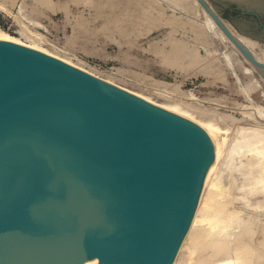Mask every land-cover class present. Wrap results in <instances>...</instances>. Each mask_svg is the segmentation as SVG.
<instances>
[{
    "label": "water",
    "instance_id": "95a60500",
    "mask_svg": "<svg viewBox=\"0 0 264 264\" xmlns=\"http://www.w3.org/2000/svg\"><path fill=\"white\" fill-rule=\"evenodd\" d=\"M216 0H195L241 55ZM224 20V21H222ZM197 124L0 34V264H171L214 160Z\"/></svg>",
    "mask_w": 264,
    "mask_h": 264
},
{
    "label": "rangeland",
    "instance_id": "374dc122",
    "mask_svg": "<svg viewBox=\"0 0 264 264\" xmlns=\"http://www.w3.org/2000/svg\"><path fill=\"white\" fill-rule=\"evenodd\" d=\"M48 1H45V2L47 3ZM65 1H66V3H65ZM67 1L69 2L68 6H67ZM78 1L79 0H72V1H70V0H50L49 3L51 2V4L55 5V7L53 8L54 5H52V6L50 5V7H48L49 3L46 4L44 2L46 4V6H45V4H43V2H40V1L38 2V0H37V2H36V0H0V2H1L0 3V33L2 32L1 34L10 38L11 40H14L15 42L19 43L22 46H25L28 48L33 47L31 49L39 50V51H41V52H43L49 56H52V57L64 62L65 64H68L71 67H74V68H76V69H78L84 73H87V74H89V75H91L97 79H100L106 83L114 85V86H116V87L138 97V98H142V99L157 103V104H159L165 108H168L170 110H171V108L169 107V104L174 103L177 106L179 105L178 107H180L182 111H180V109H178L176 111H174V110H172V111L184 116L189 121L197 124L203 130H205V132L208 135H209V132L207 130V125H209V124L210 125L212 124L211 126L214 125L215 129L217 130L216 132L218 133L217 134L218 135L217 140H219V141H217V143L220 142L218 145V147H219L218 152L221 153L220 154L221 157H219V159H220V162H219L218 157L216 159V156H215L216 152H215L213 164L215 163L214 162L215 160L216 161L218 160L217 161L218 163L215 165L216 168H214L215 169V170H213L214 172H212L213 175L211 174L212 176L210 175V177H209L211 180L208 178L210 181L207 180L205 186L209 183H210V185H211V183H214L215 185L214 184H212V185L215 187L217 186L216 188H218L219 190L221 189V190H220V192L217 189H215V191H213L214 189H212V188H214V187H212V185L210 188H209L210 185L209 186L207 185L206 187H204V183H203L202 187H204V188H202V191L203 192L205 190L206 191L204 194L201 195L202 198H201V196H199L200 199H198V203H197L198 207L201 210V211H199L201 214L199 212L198 213L201 216L199 214H197V220L198 221L195 220L196 221L195 223L199 227L194 223V225H196V228H195V226H193L194 230H192V232L195 233L198 231H205V230H208L210 228V226L207 224V222L205 220H203L202 214L204 213V211L202 210V208H203L202 205L204 206L205 205L204 203L208 204L210 202L212 204V200H210V197H212V195H213V198H214L213 204H214V201L218 198H219L218 201L222 202L221 203L222 205L219 206V205H217L219 202L217 203L216 202L217 200H216L215 202L217 204L215 203L213 206L223 207L222 209H225L223 211V213L226 214V216L228 215V218L229 217L230 218L225 222V224L222 228L219 227L217 229L215 228L216 230L214 229L215 231H218V234L215 236L216 238L218 236V238H217L218 241H220L222 239V241L224 243H226V244L221 243V244H223L222 245V252L216 254L215 251H211V250L206 251L205 256L207 258L209 256L210 257L207 260L208 262L205 264H212V263L213 264H217V263L220 264L221 261L223 263L224 260H226V262H227L229 260V258H231L230 263H235V261L237 262L238 255L243 254L244 251L247 252L251 258L250 261L245 262L244 264H264V253H263L264 252V236H263L264 235V189L259 187V185L256 183L257 181L255 182V180H256L255 179V171L260 166L259 165L260 164L259 159L257 160V158H259V157H257L256 154H254V153L253 154L247 153L249 150L248 151H247V149L244 150L241 145H239L238 147L234 146V143L236 144L235 140H237L240 137V133L237 136L238 132H241L242 130H250V129H263L264 130V126L263 127L260 126L262 124L264 125V114L261 113L262 111L264 113V83H263L262 79L260 78L259 74L241 56H239L236 52H234L233 49H231V47H229V45L226 42L219 41L220 42L219 43V42H217V41L215 42L214 40L209 38L210 36H212V34L210 32H208V29L207 30L205 29V32L209 36L208 40H205L206 38H202V37H199L198 35H195L197 33H195L196 29L194 30V28H195L194 27V21L195 22L197 21L199 24H201V26H203L205 28L206 27V23H205L206 20H205V16L201 12L200 5L199 4L197 5V3L194 0H181V2H179V0L178 1L177 0H175V1L174 0H169V1L168 0H156V1L154 0L155 3H153L151 0V3L155 4L154 6L152 5V7H151L150 1L147 2L148 0L147 1L141 0L143 2H141V1L139 2L138 0H137V2H135V0H133L134 1L133 4L135 3L134 5H136V6H134L132 4V2H131L132 0L131 1L126 0L127 3L125 2L124 4H123V2L125 0H120L121 1L120 3H118L119 2L118 0H117V2H115L116 0L115 1L110 0L112 2L107 1V2H110L107 4H103V3H106L105 0H104L105 2L102 0L103 2H100L101 4L99 3V0H92L93 2L97 1V3L95 5H100L99 8L97 6H95L94 5L95 2L93 3L91 0H90L91 1L90 4H89V2H90L89 0H86V1H88V4H86L85 0H80L81 3H80V1L79 2ZM113 1L115 3H117L118 5L119 4L121 5V3H122L123 7H125V6L127 7V4H130V6H133V7H130L129 5H128V7L132 8V9L125 7L129 11L130 10L132 11L135 7H137V5H139V7L141 5V9L139 7H137L138 9L135 8V10H138L139 13L138 12L135 14L133 13L134 15H132V14H130V13H132L131 11H130V13H128L125 8H123L122 6H119L120 9L121 8L125 9V13H126L125 15L127 17H130V18H127V20H126L124 18L125 15H123L124 10L120 11V9L118 8V10L120 11V13H119L116 9L118 6L116 7V4ZM157 1H159V2H157ZM186 1H187L186 4H188V5L184 4ZM58 2L60 3V7H62V8L59 7V11L57 10L58 9L57 5L59 6ZM63 2L68 7L67 8L65 6V10L67 9L68 12L65 11L63 8V4H64ZM70 2H73V3L71 4ZM76 2H77V4H76ZM83 2H85V3L83 4ZM138 2H139V4H138ZM145 2H147L148 5ZM160 2H162V3H160ZM220 2L221 1L218 0V3L216 4L215 7L218 9V11L220 13H222V12H224V9H223V5L220 4ZM39 3L41 5H44V6L42 7ZM112 3H114V4L112 5ZM180 3H182V6L185 8V10H189V11L186 12L185 10H183L182 6H180L181 5ZM178 4L180 6L179 8H177ZM32 5L34 7L32 9L36 8L35 12L37 11V8H39L38 11L40 14H38V11L36 12L37 13L36 14L35 12H33L31 10ZM101 5L102 6L103 5H106V6L109 5L108 7H110L112 5L115 7L106 8L108 10L107 11V10H105V6L101 7ZM158 5H161L160 7H162V12H164V15H162V17L164 18V16H166V18L163 19L161 17V14H163L162 12L160 13L161 8H160V10H159V8H157V9L155 8ZM174 5H176V6H174ZM93 6H95L98 10H100L99 14L95 13V10H96V12L98 10L95 8L93 9ZM143 6L145 7L146 11H148L147 6L149 9H151L149 11L151 16H152V13H153V15L155 14V16L158 13V15L156 17L160 16L158 18H160L161 20L159 19V21H158V18H157L156 19L157 22L154 21L155 22L154 23L152 20V18H153V16H152V18H149L151 21H149V19L146 18L147 16L144 17V14H143L144 11L143 10H145V9H142ZM186 6H188V7H186ZM47 7L48 8L52 7L51 9L52 10L54 9V11H53L54 13H52V10H48ZM100 8H102V9H100ZM153 8L156 12H154ZM60 9H62V13H61ZM103 9L105 11L104 16H106L107 15L106 13L109 12L108 14H110V17L109 16L108 17H109L110 23L112 21H114L115 23H116V21H118L119 25H117L118 24V22H117L116 26L119 29L124 28L123 31H122V29H121V31L119 29L117 30L116 26L114 25L115 24L114 22H112L111 26H110L109 22L107 21V19H108L107 16H106V18L105 17L102 18L103 17ZM109 9H112L111 10L112 12L109 11ZM113 9H116V10H113ZM139 9L141 10V12ZM63 10L65 11V14H64ZM55 11H56V13H55ZM114 11H115V13H113ZM110 12L113 13V16H115V17H113ZM172 12L174 14H172ZM41 13H43V14H41ZM100 13H101V15H100ZM127 13H128V15L129 14L130 15L128 16ZM140 13H142L143 15ZM159 13H160V15H159ZM180 13H182L183 15ZM66 14L69 17L66 16ZM93 14H97V16L100 15L102 17L98 16L101 19L98 18V19H96V21L93 19L94 21H92V18H94V17L97 18L96 15L92 16ZM120 14L124 19H122L120 17ZM171 14L174 17H172ZM187 14H188V16H187ZM136 15H137V17H136ZM180 15H181V17H180ZM81 16H83L82 17L83 20L80 19ZM111 16L113 17V19H115L116 16L120 17V21H122L123 24L119 20H117L119 18H117L116 20H113V19L111 20L110 19ZM131 16L132 17L134 16V17L131 18ZM168 16H170V18ZM176 16H179V18H181V19H179ZM222 16L224 19H226L228 21L230 20L227 17L228 14L225 13ZM84 18L87 20V22ZM134 18H136V19H134ZM167 18H169V19L166 20ZM177 18L181 21L179 22V20H177ZM104 19L106 20L105 21L106 23L104 22ZM129 19H131L132 23L135 20L133 25L135 26L138 23V25H137L138 27L133 29L134 26L132 25V23L130 22ZM137 19L141 20L142 22L140 23V21ZM144 19L151 22L150 25H152V26L158 25L162 20H163L162 21L163 24H162V22L160 24L163 26L164 21L166 20L165 21L166 25H164L165 27L164 26L161 27V25H158L155 27L156 29L152 27L153 30L151 29L150 31H148L149 33H147L146 29H150V28H148L150 25L148 26L146 23H143ZM76 20H79V21L76 22ZM81 20L83 22L85 21L84 23H86V24H84ZM98 20L102 24L99 23ZM124 20H126L125 21L126 23L128 21L130 23L128 22L125 26ZM172 20H174L175 22L177 21V22L172 23L171 24L172 27L168 26V24L170 22H172ZM73 21L76 24H74ZM91 21H92V23H90ZM233 21L241 29H245L247 27L244 20H240V19L237 20L234 18ZM79 22H82L83 24H81ZM93 22L95 23V25ZM184 22L186 24H184ZM36 23L39 24L40 27ZM156 23H158V24H156ZM177 23H179V24L177 25ZM180 23H181L182 28H180V26H179ZM77 24H80L79 26H83L85 28L83 30V27H81V33L83 32V34H84V31L86 30V31L90 32L92 35L91 36L90 34H88V36H87L86 34L88 32L85 31L86 34H84V36L86 35L87 38L91 36V38H93V39L91 40V38H88L87 41H85L86 38L83 36L84 42H85V44H84L80 40L81 36H79V35H81V33L79 31H77L78 29L80 30V28H78ZM88 24H90V25H88ZM99 24H101V26L104 24L103 25L104 30L107 26H109V28L107 27V29H109V30L106 29L105 31H103L102 29L99 28V27H101ZM175 24L177 26H175ZM75 25L77 26L78 29H74V28H76ZM105 25H107V26H105ZM120 25H122V26H120ZM129 25H130V27H129ZM142 25L146 26V28L144 27L145 30L142 28L143 27ZM89 26L91 27V29H90L91 31L88 30L90 28ZM103 26H102V28H103ZM112 26H114L113 29H115V30H113L111 28ZM123 26H125V27H123ZM127 26H128L127 30H129V31L132 28L131 26H133L132 29H133V32H135L134 33L135 35L132 34L133 33L132 31H130L131 33L128 34L129 31L125 30ZM94 27H95L94 31H96L97 33L93 32L92 28H94ZM173 27L174 28L176 27V28L174 29ZM171 28L174 29L175 31L172 30ZM71 29H72V31H71ZM96 29H98V31L102 30L105 33L103 34L102 31H99V33H98V31ZM139 29H141V30L143 29L142 31L144 34L142 33V31H139ZM231 29H233V28H231ZM135 30H138L137 32H139V35ZM74 31H76V33L78 32L77 37L78 38L80 37L79 41L81 42V44L79 43L78 40H76L78 38L74 39L76 37V34L72 33ZM111 31H113V33ZM114 31L115 32L120 31L121 33L118 32V34L119 33L122 34V35H120L122 38L123 37L125 38L128 34V36H131V37H129L131 41L127 40L128 36L126 37V39L120 38V36L119 35L117 36L116 35L117 33H115ZM108 32L112 33L111 34L112 36L114 34L115 37L113 38L112 36L107 34ZM123 32H124V34H123ZM168 32L169 33L171 32L172 35L173 34L174 35L173 36L171 35L172 37L170 38ZM95 34H97L99 38H96L97 35H95ZM25 35H26V37H25ZM93 35L96 37L94 38ZM100 35L101 36L109 35L110 37H112L116 41V43L114 41L112 43L113 39L111 38L112 40H110L109 36H106V38L105 37L103 38ZM123 35H126V36H123ZM73 36H74V38H73ZM196 36H198V37H196ZM83 37L81 39H83ZM137 37H139V38L137 40H135ZM107 38H108V40H107ZM118 38L120 40L122 39L121 42L119 41ZM133 38H134V41H137V42L132 41ZM105 39H106V42H105ZM172 39H173L174 43H177V45H178L177 47H179V48L180 47L183 48L185 45H190L187 47L185 46L187 52H188L189 48L192 50L193 48H191V47H195V46L197 47L198 46V48L195 47L196 48L195 51H197L198 53H196L194 51V53L196 55H198L197 58H196V55L193 56L194 55L193 50L195 48L192 51L189 49L190 51L188 54L185 50L184 51L186 54H184V52H182L183 49L182 50L180 49V54L182 55V56L180 55V57L189 58L191 56V53H192V57L195 58V60L198 59V61L202 65V66H200V64L197 62L196 66H198V67L200 66L201 68L197 69L198 67H195V65H191L193 67L187 66V68H189V71H187V68H185L186 71L184 70V68L182 69V71H184V72L180 71L182 68V63H183V65H185V62H186V64H188V61L192 57L187 59V60L185 58L186 61L185 60L180 61V63H179L181 65L180 69H179V67H177L179 64L174 65V69L171 68L172 66L163 65L162 63H164L163 60L165 59V56L166 57L169 56L172 53V51H174L176 49L179 50L175 46H174L175 49H173L174 43H172V41H171ZM199 39H202V40L200 41ZM89 40H90V42H92L91 44H93V46H91V44H89ZM117 40L119 43L118 45H117ZM165 40H166L165 43L168 46L165 45L164 47L166 49H163V45L165 44V43L163 44V42ZM75 41H78V43L80 45ZM98 41H99V43L97 44L96 42H98ZM128 41L132 42V44L129 43ZM157 41H159V44L157 43ZM167 41H169V42H167ZM177 41L179 42V44H181L182 42H183L182 44H184V41H185V43H188V44H184L183 46H181L178 44ZM73 42L77 43L78 46H75V43H73ZM86 42L88 43L87 46H86ZM93 42L96 44L94 45ZM102 42H105V43H102ZM124 43L126 46L124 45ZM169 43H172L173 45L172 44L169 45ZM36 44H37V46H36ZM100 44H102V45H100ZM103 44H106V45H103ZM135 44H136V48L134 46ZM119 45H123L122 48H121V46L117 47ZM171 45H172V47H170ZM83 46L86 47L84 49L85 51L83 50V48H84ZM48 47L52 48V49L50 50ZM88 47L89 48L91 47V48L89 49ZM139 47H140V49H139ZM95 48H97V49H95ZM119 48H121V51ZM169 48H172V49L169 50ZM81 49H82V51H81ZM87 49H88L87 53L84 54L83 52H86ZM91 49L97 50V53L99 55H97V53H94V52H96L95 50L92 52ZM151 49L153 52H151ZM153 49L154 50L160 49L161 52H160V50L158 52L160 54L162 53V56L164 55V53L167 52V51H164V53H163V50L168 49L169 52L170 51L171 52L166 53V55H164L163 59H162V58H160L162 56L159 53L156 54L157 51L156 50L154 51ZM52 50H54L55 52L54 51L52 52ZM122 50L124 51L125 54L122 53L123 52ZM126 50H127V52H125ZM62 51H64V52H62ZM89 51L92 52L93 54H96L97 56L95 57ZM88 53L91 54V56L87 55ZM121 53H122V55H121ZM182 53L184 54V56ZM103 54H104V57H102ZM189 54H190V56H187ZM61 55H63L66 58H64ZM157 55L159 58L158 57L156 58ZM123 56H126L129 59L127 58L128 60H125L123 58H126V57H123ZM199 56H201L202 58ZM203 56L206 60L205 59L203 60ZM68 58H70V59H68ZM155 58H156V60H155ZM201 60L205 64L204 65L205 67L203 66V63H201ZM159 61L160 62L162 61V63H158ZM207 63L211 67H209ZM160 64H162L163 66ZM212 64H213V66H212ZM193 68H195V69L193 70ZM206 68H207V70L209 68V71L212 70L211 68H214L216 70V72H213V70H212V73H208ZM190 69H192V70H190ZM203 69H205L206 71ZM201 70H202V72H201ZM219 70H221V74L222 73L223 74L216 76V77H218V78H216L217 79L216 82H215V80H213V82H212L213 77L211 76V74L213 75L215 73L217 75L220 73ZM192 71H193V73H190ZM203 71L206 73L204 74ZM187 72H189V74ZM200 73H201V75H200ZM192 74L194 76H192ZM207 74L208 75L210 74V76H207ZM218 79H219V81H218ZM221 80H223V81H221ZM248 107L249 108L251 107V108L249 109ZM185 109L188 111H186ZM260 109L261 110L263 109V110L261 111ZM191 113H192V115H191ZM258 114H259V117H257ZM214 126H213V129H214ZM209 136H211V135H209ZM214 142H215V149H216V141H214ZM220 149H221V151H220ZM249 152H252V151H249ZM220 155H217V156H220ZM253 155H255L257 158L253 159V157H254ZM256 160H257V162H256L257 164L255 163V165H252V164H254V161H256ZM212 167H213V165L211 166V168ZM208 171H207V173H208ZM221 172H223V174H221ZM219 174H221V175H219ZM218 175H219V177H218ZM228 175L231 176L232 178L231 177L228 178L229 177ZM216 179H218V180H216ZM253 183H254V185H253ZM211 189H212V191H211ZM249 189H250L251 193H250V191H247ZM203 192H200V194ZM213 192H215V193L212 194ZM217 192H219V193H217ZM220 193H221V196L223 195L222 197H218V196H220ZM203 195H204V197L207 196L209 200L207 198L204 199ZM199 201H201V204ZM203 201H205V202H203ZM223 205H225L226 207ZM230 214H231V216H230ZM246 220H248V221H246ZM201 221L202 222L204 221V222L201 223ZM250 224H251V226H250ZM241 225L246 228V229L244 228L245 230L243 232H242L243 227H241ZM247 226H249V227H247ZM227 228H229V229H227ZM238 228H239V230H238ZM235 229L237 231H235ZM220 230H221V232H220ZM225 231L227 232V234ZM238 231H239V233H238ZM229 232H231V233L229 234ZM232 232H234L235 235ZM222 233H224V234L221 235ZM228 234H229L230 238H228ZM190 235L187 236V234H186L185 235L186 237L184 236V238L182 239V243H181L182 246L180 244V247H179L181 249H178L176 252L175 259L177 261H179V262H177V264H179V263L180 264H193L194 263L193 259L196 257L197 251L195 252V254L192 255V258L189 259V261L191 260L189 263H187V262L185 263V261H184L186 258L185 256L187 255V252L189 251V248L191 247L192 237ZM219 235L221 238L219 237ZM230 235L233 236V238ZM184 239H186V240H184ZM222 241H220V242H222ZM228 241H230V245L228 244L229 243ZM231 242L234 244L232 245ZM188 246H189V248H188ZM228 246H230L231 248L233 246L234 250H235V247H236V249L238 248L239 250L238 249L235 250L236 253L239 252L238 255H236L235 251L232 249V252L234 253L233 254L231 252V249L228 248ZM254 246H257V247H254ZM227 249L229 250V252ZM225 250H227V251H225ZM177 255H179V256H177ZM219 255L222 257H220ZM181 256H183V257H181ZM236 257H237V259H236ZM218 261H220V262H218ZM227 263H229V261Z\"/></svg>",
    "mask_w": 264,
    "mask_h": 264
},
{
    "label": "bare ground",
    "instance_id": "6f19581e",
    "mask_svg": "<svg viewBox=\"0 0 264 264\" xmlns=\"http://www.w3.org/2000/svg\"><path fill=\"white\" fill-rule=\"evenodd\" d=\"M39 1H40V2H43L44 0H42V1H41V0H38V2H39ZM45 1H48V0H45ZM45 1H44V2H45ZM49 1H50V0H49ZM49 1H48L47 3H49ZM70 1H72V0H70ZM79 1H80V0H79ZM79 1H78V2H79ZM85 1H86V0H85ZM89 1H90V0H89ZM91 1H92V0H91ZM91 1L89 2V4L91 3ZM103 1H104V0H103ZM103 1H102V0H99V3H100V2H103ZM105 1H106V3H103V4H107V3L112 2V1H110V0H105ZM105 1H104V2H105ZM107 1H110V2H107ZM114 1H115V0H114ZM114 1H113V2H114ZM118 1H119L118 3L121 2L120 0H118ZM129 1H131V0H129ZM138 1L140 2L141 0H138ZM143 1H147V0H143ZM143 1H141V2H143ZM149 1H150V3H151V0H148L147 2H149ZM155 1H156V0H155ZM168 1H169V0H168ZM168 1H167V2H168ZM174 1H175V0H174ZM177 1H178V0H177ZM194 1H195V0H194ZM244 1H245V0H244ZM36 2H37V0H36ZM44 2H43V4L46 3V2H45V3H44ZM55 2H56V1H55ZM92 2H93V1H92ZM94 2H95V3H94ZM94 2H93V3H94V5H95V4L97 3V1H94ZM115 2H117V0H116ZM115 2H114V3H115ZM122 2H123V1H122ZM125 2H126V0L123 2V4H124ZM131 2H132V4H133L134 1L132 0ZM135 2H137V0H135ZM139 2H138V4H139ZM147 2H145V3H147ZM152 2L155 3L154 0H152ZM157 2H159V1H157ZM179 2H181V0H179ZM182 2H183V1H182ZM0 3H1V2H0ZM47 3H46V4H47ZM58 3H59V2H58ZM63 3H64V2H63ZM63 3H62V4H63ZM65 3H66V1H65ZM65 3L63 4V8H64V10H65V6H66ZM68 3H69V2L67 1V6H68ZM70 3L72 4L73 2H70ZM80 3H81V1H80ZM84 3H85V2H83V4H84ZM99 3H98V4H99ZM114 3H112V5H113ZM126 3H127V2H126ZM128 3H129V2H128ZM150 3H149V4H150ZM153 3H151V7H152V5H153V6L155 5V4H153ZM160 3H162V2H160ZM160 3H159V4H160ZM169 3H170V2H169ZM177 3H178V2H177ZM186 3H187V1H186L184 4H185V5H188V4H186ZM2 4H3V3H2ZM32 4H33V3H32ZM39 4H40V3H39ZM46 4H45V6H46ZM76 4H77V2H76ZM86 4H88V1H86ZM100 4H101V3H100ZM115 4H116V7L118 6L116 9H117V11H118L119 13H120V11H123V10H124V11H123V13H124L123 15L126 14V13H125V9H126V8H129L128 5L130 6V4H127V7H126V6H125L126 4H125V5H124V6L126 7V8H125V7L122 6V5H123L122 3H121V5H120V4L118 5L117 3H115ZM132 4H131V5H132ZM134 4H135V3H134ZM134 4H133V5H134ZM136 4H137V3H136ZM143 4H144V3H143ZM180 4H181L180 6H182V3H180ZM184 4H183V5H184ZM3 5H4V4H3ZM40 5H41V4H40ZM50 5L52 6V5H54V4H51V2H50L48 7H50ZM112 5H111L110 7H108L109 5H108V6L103 5V6H105V10H107L106 8H113V7H115V6H112ZM147 5H148V3H147ZM169 5H170V4H169ZM172 5H173V4H172ZM176 5H177V4H176ZM176 5H174V6H176ZM185 5H184V6H185ZM189 5H190V4H189ZM197 5H198V4H197ZM34 6H35V5H34ZM41 6L43 7L44 5H41ZM67 6H66V7H67ZM88 6H89V5H88ZM95 6H97L98 8L100 7V5H95ZM95 6H93V9H94V8L97 9ZM103 6L101 5V7H103ZM119 6H122V7L125 8V9H122V8H121V9H122V10H121ZM134 6H136V5H134ZM144 6H145V5H144ZM144 6L142 7V9H145ZM160 6H161V5H158V6H156L155 8H156V9L159 8V10H160V8H161V10H160V13H161V12H162V7H160ZM180 6H179V4H178V7H177V8H179ZM3 7H4V6H3ZM35 7H36V6H35ZM38 7H39V6H38ZM42 7H41V8H42ZM48 7H47V8H48ZM54 7H55V5L53 6V8H54ZM57 7H58L57 10L59 11L60 3H59V6L57 5ZM130 7H133V6H130ZM137 7H139V5H137ZM137 7H135V8H137ZM151 7H150V8H151ZM167 7H168V6H167ZM186 7H188V6H186ZM32 8H34L33 5H32V7H31V10H32L33 12H35V9H36V8H35V9H32ZM44 8H45V7H44ZM51 8H52V7H51ZM51 8H48V10H52ZM60 8H62V7H60ZM67 8H68V7H67ZM118 8L120 9V11L118 10ZM135 8H134L132 11L130 10L132 13H130V11H129L128 9H126V10H127L128 13L134 15V14L137 13V12L139 13V11H138V10H135ZM139 8L141 9V5H140ZM4 9H5V8H4ZM100 9H102V8H100ZM116 9H113V10H116ZM129 9H132V8H129ZM137 9H138V8H137ZM140 9H139V10H140ZM167 9H168V8H167ZM175 9H176V8H175ZM182 9L185 10V8H184L183 6H182ZM187 9H188V8H187ZM189 9H190V8H189ZM198 9H199V8H198ZM200 9H201L202 14L205 16L206 27L204 28V27L201 26V24H199L197 21H196V22L194 21V27H195L194 30L196 29V32H195V33H197V34H195V35H198L199 37H202V38H206L205 40H208L209 38H211V39L214 40L215 42H216V41H217V42H219V41L226 42V43L229 45V47H231V49H233L234 52H236L239 56H241V57H242V58H243V59H244L249 65H251L252 68L255 69V71L259 74L260 78L262 79V76H261V70H260L259 68H257V67H254L249 61H247V60L241 55V53L237 50V48L232 44V42L229 40V38L225 35V33L223 32V30H222V29L216 24V22L213 20V18H212L209 14H207V13L201 8V6H200ZM200 9H199V10H200ZM38 10H39V8H37V11H38ZM40 10H41V9H40ZM48 10H47V11H48ZM64 10H63L64 14H65V11L68 12L67 9H66L65 11H64ZM97 10H98V9H97ZM111 10H112V9H109V11H111ZM134 10H135L136 12H135ZM147 10H148V11H146V9L143 10V11H144V12H143L144 17L147 16L146 18L149 19V18H152V16H153V18H152L153 22H154V21L157 22L156 19H157L158 17H160V16L156 17V16L158 15V13L156 14V16H155V14L153 15V13H152V16H151V14H150V12H149L151 9H149L148 6H147ZM153 10H154V8H153ZM165 10H166V9H165ZM165 10H164V11H165ZM179 10H180V9H179ZM2 11H3V10H2ZM37 11H36V12H37ZM53 11H54V9L52 10V13H54ZM60 11H61V13H62V9H60ZM99 11H100V10H98V11L96 12V10H95V13H98V14H99ZM107 11H108V10H107ZM107 11H106V12H107ZM145 11H146V12H145ZM157 11H158V10H157ZM180 11H181V10H180ZM185 11L187 12V11H189V10H185ZM185 11H184V12H185ZM36 12H35V13H36ZM67 12H66V13H67ZM104 12H105V11H104V9H103V17L100 16L102 12H101L100 15H98V16H100V17H102V18H104V17L106 18V16H107V17H108V16L110 17V14H108L109 12L106 13V14H107L106 16H104V15H105ZM111 12H112V11H111ZM111 12H110V13H111ZM118 12H117V13H118ZM140 12H141V10H140ZM152 12H153V11H152ZM154 12H156V11L154 10ZM158 12H159V11H158ZM173 12H174V11H173ZM173 12H172V14H174ZM178 12H179V11H178ZM6 13H7V12H6ZM55 13H56V11H55ZM113 13H115V11H114ZM113 13H111L112 16H113ZM121 13H122V12H121ZM128 13H127V15H128ZM133 13H134V14H133ZM160 13H159V15H160ZM162 13H163V14H161V17H162V15H164V12H162ZM165 13H166V12H165ZM36 14H37V13H36ZM38 14H40L39 11H38ZM41 14H43V13H41ZM67 14H68V13H67ZM67 14H66V16L69 15V14H68V15H67ZM130 14H129V15H130ZM140 14H142V13H140ZM143 14H142V15H143ZM172 14H171V15H172ZM180 14H182V13H180ZM95 15L97 16V14H93L92 16H95ZM116 15H117V14H116ZM129 15H128V16H129ZM142 15H141V16H142ZM166 15H167V14H166ZM171 15H170V16H171ZM182 15H183V14H182ZM66 16H65V17H66ZM98 16H97V18H96V17L92 18V21H94V20L96 21V19H98V18L101 19V18L98 17ZM112 16H111V18H110L111 20L113 19V17H115V16H113V17H112ZM117 16H118V15H117ZM117 16H116V18L113 19V20H116L117 18H119V19H117V20L120 21V17H121L122 19L125 18L126 20H127V18H130V17H127L126 15H125L126 17L124 16V18H123V17L121 16V14H120V17H117ZM170 16H168V17L170 18ZM187 16H188V14H187ZM68 17H69V16H68ZM82 17H83V16H81L80 19H82ZM90 17H91V16H90ZM109 17H108L107 21L109 22V24H110V26H111V23L114 22V21H112V22L110 23V21H109ZM133 17H134V16H133ZM133 17L131 16V18H133ZM136 17H137V15H136ZM154 17H155V18H154ZM172 17H174V16L172 15ZM176 17L179 18V16H176ZM176 17H175V18H176ZM180 17H181V15H180ZM183 17H184V16H183ZM66 18H67V17H66ZM76 18H77V17H76ZM139 18H140V17H139ZM162 18H163V17H162ZM164 18H166V16H164ZM164 18H163V19H164ZM169 18H167L166 20H168ZM178 18H177V20L181 19V18H179V19H178ZM67 19H68V18H67ZM84 19H85V18H84ZM93 19H94V20H93ZM134 19H136V18H134ZM154 19H155V20H154ZM159 19H160V18H158V21H159ZM172 19H173V18H172ZM188 19H189V18H188ZM82 20H83V19H82ZM82 20H81V21H82ZM85 20H86V19H85ZM126 20H124V22H125ZM129 20H130V22L132 23L131 19H129ZM137 20H139V19H137ZM144 20H145V21H144ZM144 20H143V23H146V24L149 26L150 23H151V22H149V21H151V20H150V19H149V21H147L146 19H144ZM160 20H161V19H160ZM166 20H165V21H166ZM174 20H175V19H174ZM174 20H172V22H170V21H171V20H170V21H169L170 23L168 24V26H171V24L175 22ZM78 21H79V20H76V22H78ZM92 21H91L90 23H92ZM102 21H103V20H102ZM105 21H106V20L104 19V22H105ZM134 21H135V20H134ZM134 21H133L132 25L134 24ZM139 21H140V23L142 22L141 20H139ZM146 21H147L149 24H148ZM162 21H163V20H162ZM162 21H161V22H162ZM165 21H164V25H166V24H165ZM180 21H181V20H179V22H180ZM222 21H224V20H222ZM82 22H83V21H82ZM82 22H79V23L83 24L85 21H84L83 23H82ZM86 22H87V20H86ZM98 22H99V20H98ZM108 22H107V23H108ZM117 22H118V21H116V23L114 22L115 24H114V23H113V24L116 26ZM120 22L122 23V21H120ZM128 22H129V21H128ZM128 22H127V23H128ZM130 22H129V23H130ZM153 22H152V23H153ZM155 22H154V23H155ZM161 22H160V23H161ZM176 22H177V21H176ZM176 22H175V23H176ZM185 22H186V21H185ZM185 22H184V24L187 23V22H186V23H185ZM192 22H193V21H192ZM73 23H74V21H73ZM93 23H94V22H93ZM99 23H101V22H99ZM105 23H106V22H105ZM121 23H120V24H121ZM127 23L125 22L124 25L126 26ZM135 23H136V22H135ZM140 23H139V24H140ZM143 23H142V24H143ZM160 23H159V24L156 23V24L161 25ZM182 23H183V22H182ZM36 24H37V23H36ZM74 24H76V23H74ZM84 24H86V23H84ZM96 24H97V23H96ZM101 24H102V23H101ZM101 24H99V25L101 26ZM113 24H112V25H113ZM122 24H123V23H122ZM146 24H145V25H146ZM162 24H163V22H162ZM178 24H179V23H177V25H178ZM223 24L225 25V27L231 32V34H232V35H233V36H234V37H235V38H236V39H237V40H238L243 46H245L248 50H250V51L255 55V57L257 58V60L264 62V45H261V43L256 42L255 40H252V39H250V38H248V37H245V36H241L240 34L236 33L233 29H231V26H229V24H227L226 22H223ZM37 25H39V24H37ZM77 25H78V28H80V30L77 28L76 25H75L76 28H74V29H78L77 31H79V32L81 33V27H83V26H79L80 24H77ZM88 25H90V24H88ZM94 25H95V23H94ZM94 25H93V26H94ZM103 25H104V24H103ZM103 25H102V26H103ZM107 25H108V24H107ZM107 25H105V26H107ZM117 25H119V22H118ZM137 25H138V23H137ZM137 25H135V26L133 25L134 28H133V26H131V27H132L133 29H135L136 27H138ZM154 25H155V24H154ZM158 25H155V26L150 25L151 27H150V26L148 27V28H150V29H146V30H147V33H149L148 31H150L151 29L153 30V28H155V27L158 26ZM164 25H163V26H164ZM177 25L175 24V26H177ZM85 26H86V25H85ZM102 26L99 27V28L102 29L103 31H105V30L107 29V27L109 28V26H107V27L105 28V30H104V26H103V28H102ZM120 26H122V25H120ZM125 26H123V27H125ZM139 26H140V25H139ZM142 26H143V25H142ZM163 26L161 25V27H163ZM179 26H180V28H182L181 23H180ZM39 27H40V25H39ZM73 27H74V26H73ZM89 27H90V26H89ZM95 27H96V26H95ZM95 27L92 28V29H93V32H94V33H97L96 31H94ZM113 27H114V26H112L111 28L113 29ZM129 27H130V25H129ZM144 27L146 28V26H143L142 28L144 29ZM152 27H153V28H152ZM161 27H160V28H161ZM164 27H165V26H164ZM171 27H172V26H171ZM184 27H185V26H184ZM86 28H87V27H86ZM99 28H98V29H99ZM116 28H117V26H116ZM132 28H131V29H132ZM140 28H141V27H140ZM158 28H159V27H158ZM173 28H174V27H173ZM175 28H176V27H175ZM175 28H174V29H175ZM84 29H85V28L83 27V30H84ZM87 29H88V28H87ZM90 29H91V27H90L88 30H90ZM98 29H96V30L98 31ZM118 29H119V28H117V30H118ZM121 29H122V31H123L124 28H121ZM121 29H119V30L121 31ZM127 29H128V26L126 27L125 30H127ZM131 29H130V31L133 32V29H132V30H131ZM137 29H138V28H137ZM143 29H142V30H143ZM155 29H156V28H155ZM171 29H172V28H171ZM174 29H172V30H174ZM205 29H206V30L208 29V32H210V33L212 34V36L209 37L208 34L205 32ZM102 30H99V31H102ZM107 30H109V29H107ZM113 30H115V29H113ZM117 30H116V31H117ZM142 30L139 29V31H142ZM144 30H145V29H144ZM71 31H72V29H71ZM85 31H86V30H85ZM85 31H84V34H86ZM90 31H91V30H90ZM99 31H98V33H99ZM103 31H102V32H103ZM120 31H118V32H120ZM127 31H129V30H127ZM127 31H126V32H127ZM130 31L128 32V34L131 33ZM135 31L137 32L138 30H135ZM174 31H175V30H174ZM86 32H88V31H86ZM106 32H107V31H106ZM109 32H110V31H109ZM109 32H108L107 34H109L110 36H112L111 34L113 33V31H111L112 33H109ZM114 32H115V31H114ZM118 32H115V33H117V34H116L117 36H118V35H119V36L122 35V34H120L121 32H120L119 34H118ZM124 32H125V31H124ZM124 32H123V34H124ZM145 32H146V31H145ZM171 32H172V31H171ZM171 32H170V33H171ZM1 33H2V32H1ZM1 33H0V34H1ZM72 33H75V34H76V37H75V38H74V36H73L74 39L78 38V37H77V36H78V35H77L78 32L76 33V31H74V32H72ZM94 33H93V34H94ZM104 33H105V32H103V34H104ZM134 33H135V32H133L132 34H134ZM137 33H138V35H139V32H137ZM140 33H141V32H140ZM142 33H143V31H142ZM142 33H141V34H142ZM147 33H146V34H147ZM168 33H169V32H168ZM170 33H169V36H170V38H171L174 34L172 35L173 32H172L171 34H170ZM4 34H5V33H4ZM82 34H83V32L81 33V35H79V36H81V38L84 36V34H83V35H82ZM88 34L91 35L90 32H88L86 35L88 36ZM103 34H102V35H103ZM125 34H126V33H125ZM128 34H127V36H128ZM143 34H144V33H143ZM146 34H145V35H146ZM2 35H3V34H2ZM32 35H33V34H32ZM73 35H74V34H73ZM86 35L84 36V37L86 38L85 41H87V39H88V38H91V36H92V35H91V36L89 35L90 37L87 38ZM95 35H97V34H95ZM109 35H104V36H101V35H100V36L103 37V38H104V37L106 38V36H109ZM134 35H135V34H134ZM171 35H172V36H171ZM71 36H72V35H71ZM93 36H94V35H93ZM110 36H109V37H110ZM123 36H126V35H123ZM127 36H126V37H127ZM167 36H168V35H167ZM169 36H168V37H169ZM198 36H196V37H198ZM25 37H26V35H25ZM37 37H38V36H37ZM84 37H83V39H81L80 37H79V38H80V40L85 44V42H84ZM95 37H96V36H94V38H95ZM101 37H100V38H101ZM112 37H113V38L115 37L114 34H113ZM112 37H110V40L113 39ZM126 37H125V38H124V37L122 38V37L120 36V38H122V39H126ZM129 37H131V36H128V37H127V40H130ZM135 37H136V36H135ZM135 37H134V38H135ZM163 37H164V36H163ZM208 37H209V38H208ZM71 38H72V37H71ZM71 38H70V39H71ZM79 38L76 39V40L79 41ZM96 38H99L98 35H97ZM111 38H112V39H111ZM134 38H133L132 41H134ZM138 38H139V37H137L135 40H137ZM67 39H68V38H67ZM92 39H93V38H91V40H92ZM118 39H119V38H118ZM122 39H121V40H122ZM163 39H164V38H163ZM174 39H175V38H174ZM177 39H178V38H177ZM68 40H69V39H68ZM107 40H108V38H107ZM121 40L119 39L120 42H121ZM127 40H126V41H127ZM199 40L201 41L202 39H199ZM13 41H14V40H13ZM33 41H34V40H33ZM78 41H75V42L78 43ZM96 41H97V40H96ZM100 41H101V40H100ZM113 41L116 43V41H115L114 39L112 40V43H113ZM126 41H125V42H126ZM130 41H131V40H130ZM171 41H172V43H174V42H173V39H172ZM174 41H175V40H174ZM179 41H180V40H179ZM182 41H183V40H182ZM75 42H73V43H75ZM105 42H106V39H105ZM105 42H102V43H105ZM110 42H111V41H110ZM128 42H129V41H128ZM134 42H137V41H134ZM161 42H162V41H161ZM165 42H166V40L163 42V44H164ZM167 42H169V41H167ZM177 42H178V41H177ZM73 43H72V44H73ZM77 43H75V46H78ZM79 43L81 44L80 41H79ZM79 43H78V44H79ZM83 43H82V44H83ZM91 43H92V42H90V40H89V44H91ZM93 43H94V42H93ZM96 43L98 44L99 41L96 42ZM96 43H94V45H95ZM129 43L132 44V42H129ZM138 43H139V42H138ZM157 43L159 44V41H157ZM172 43H169V45L172 44ZM180 43H181V42H180ZM182 43H183V42H182ZM182 43L179 44V42H178V44L181 45V46H183L184 44H188V43H185V41H184V44H182ZM219 43H220V42H219ZM72 44H71V45H72ZM80 44H79V45H80ZM84 44H83V45H84ZM107 44H108V43H107ZM118 44H119V43H118V40H117V45H118ZM73 45H74V44H73ZM87 45H88V43L86 42V46H87ZM100 45H102V44H100ZM103 45H106V44H103ZM124 45H125V43H124ZM128 45H129V44H128ZM165 45H167V44L165 43V44L163 45V49H166V48L164 47ZM172 45H173V44H172ZM172 45H171L170 47H172ZM36 46H37V44H36ZM84 46H85V45H84ZM84 46H83V47H84ZM91 46H93V44H91ZM120 46H121V48H122L123 45H119V46H117V47H120ZM125 46H126V45H125ZM134 46H135V48H136V44H135ZM167 46H168V45H167ZM174 46L177 47V46H178L177 43H174V45H173V49H175ZM185 46L187 47V46H190V45H185ZM185 46H184L183 48H182V47H180V48L177 47L179 50L176 49V50L172 51V53H171L172 55L170 54V55L167 56V57L165 56V59L163 60L164 63H162V61H161V62L159 61L158 63H162L163 65H166V66H172L171 68L174 69V65H178V64L180 63V61L185 60V58H186V60H187V59H189V58L192 57V53H191V56H190V54L187 55V56H190L189 58H187V57H184V58H183V57H180V55H181V54H180V49H181V50L183 49L182 52H184V54H186V53H185V51H186ZM194 46H195V45H194ZM218 46H219V45H218ZM102 47H103V46H102ZM132 47H133V46H132ZM132 47H131V48H132ZM195 47H196V46H195ZM195 47H191V48L194 49ZM31 48H33V47H31ZM48 48H49V47H48ZM80 48H81V47H80ZM85 48H86V47H84L83 50H84ZM88 48H89V47H88ZM90 48H91V47H90ZM90 48H89V49H90ZM121 48H119L120 51H121ZM133 48H134V47H133ZM159 48H160V47H159ZM184 48H185V49H184ZM196 48H198V46H197ZM196 48H195L194 50L192 49V50H193V53H194V51L196 50ZM49 49L51 50L52 48H49ZM95 49H97V48H95ZM95 49H94V50H95ZM102 49H103V48H102ZM139 49H140V47H139ZM171 49H172V48H169V50H171ZM189 49H190V48H189ZM189 49H188V52L186 51L187 54H188L189 51L191 50V49H190V50H189ZM91 50H92V52L94 51L93 49H91ZM143 50H144V49H143ZM153 50H154V49H153ZM155 50H156V49H155ZM155 50H154V51H155ZM159 50H160V49H157V50H156V51H157L156 54L159 53V52H158ZM169 50H168V49H167V50H163V53H164V51H167L166 53H168ZM184 50H185V51H184ZM192 50H191V51H192ZM53 51H54V50H52V52H53ZM81 51H82V49H81ZM84 51H85V50H84ZM87 51H88V49L86 50V52H83V53L86 54ZM95 51H96V52H94V53H97V50H95ZM122 51H123V50H122ZM54 52H55V51H54ZM62 52H64V51H62ZM89 52H90V51H89ZM92 52H90V53L93 54ZM101 52H102V51H101ZM125 52H127V50H126ZM151 52H153L152 49H151ZM160 52H161V50H160ZM170 52H171V51H170ZM170 52H169V53H170ZM195 52L198 53L197 51H195ZM122 53H124V51H123ZM122 53H121V55H122ZM166 53H164V55H166ZM54 54H55V53H54ZM61 54H62V53H61ZM91 54L88 53L87 55H90V56H91ZM124 54H125V53H124ZM124 54H123V55H124ZM138 54H139V53H138ZM153 54H154V53H153ZM159 54H160V53H159ZM159 54H158V55H159ZM182 54H183V53H182ZM184 54H183V56H184ZM93 55L96 57V56L99 55V54L97 53V55H96V54H93ZM93 55H92V56H93ZM154 55H155V54H154ZM158 55L156 56V58L158 57ZM160 55L162 56V53H161ZM160 55H159V56H160ZM164 55H163V56H164ZM167 55H168V54H167ZM195 55H196V54L194 53L193 56H195ZM61 56H63V55H61ZM65 56H66V55H65ZM163 56L160 57V58L163 59ZM181 56H182V55H181ZM185 56H186V55H185ZM197 56H198V55H196V58H197ZM63 57H64V56H63ZM102 57H104V54H103ZM123 57H126V56H123ZM199 57H201V56H199ZM64 58H66V57H64ZM70 58H71V57H70ZM70 58H68V59H70ZM127 58H128V57L123 58V59L128 60L129 58H128V59H127ZM156 58H155V60H156ZM158 58H159V57H158ZM181 58H182V59H181ZM201 58H202V57H201ZM162 59H161V60H162ZM204 59H205V58H204V56H203V60H204ZM186 60H185V61H186ZM205 60H206V59H205ZM129 61H130V60H129ZM131 61H132V60H131ZM153 61H154V60H153ZM197 62L200 64V62L198 61V59L195 60V58L192 57V58L188 61V64H186V62H185V65H183V63H182V68H181L180 71H182L183 68H184V70H185V68H187V66H191V65H195V67H198V66H196V65H197ZM204 62H205V61H204ZM194 63H195V64H194ZM201 63H203L202 60H201ZM205 63H206V62H205ZM162 64H160V65H162ZM207 64H208V63H207ZM163 65H162V66H163ZM204 65H205V64L203 63V66H204ZM200 66H202V65L200 64ZM200 66H199L197 69L201 68ZM208 66H209V64H208ZM208 66H207V67H208ZM212 66H213V64H212ZM177 67H179V69H180L181 65L179 64ZM191 67H193V66H191ZM204 67H205V66H204ZM209 67H211V66H209ZM167 68H168V67H167ZM202 68H203V67H202ZM194 69H195V68H193V70H194ZM197 69H196V70H197ZM211 69L213 70V72H216V70H215L214 68H211ZM163 70H164V69H163ZM163 70H162V71H163ZM166 70H167V69H166ZM190 70H192V69H190ZM203 70H205V69H203ZM206 70H207V68H206ZM206 70H205V71H206ZM212 70L209 71V68H208L207 71H208V73H212ZM185 71H186V70H185ZM187 71H189V68H187ZM219 71H220V73L218 72L219 74H217V75H216L215 73H214L215 75H214V74H213V75L211 74V76L214 78V79H213V78L211 77V78H212V82H213V80H215V82H216V80H217L216 78H218V77H216V76H218V75H222V74H223V73L221 74V70H219ZM182 72H184V71H182ZM201 72H202V70H201ZM203 72H204V71H203ZM187 73L189 74V72H187ZM190 73H193V71L190 72ZM197 73H198V72H197ZM205 73H206V72H204V74H205ZM188 74H187V75H188ZM200 75H201V73H200ZM192 76H194V75L192 74ZM207 76H210V74H209V75L207 74ZM214 76H215V77H214ZM222 78H223V77H222ZM207 79H208V78H207ZM220 79H221V78H220ZM218 81H219V79H218ZM221 81H223V80H221ZM262 81H263V80H262ZM260 82H261V81H260ZM178 106H179V105H178ZM178 106H177L176 104H174V103L169 104V107L171 108V110L176 111V110L180 109V111H182L181 108L178 107ZM246 108H247V107H246ZM248 108H249V107H248ZM250 108H251V107H250ZM250 108H249V109H250ZM252 108H253V107H252ZM255 108H256V107H255ZM256 109H257V108H256ZM185 110H186V109H185ZM254 110H255V109H254ZM254 110H253V111H254ZM260 110H261V109H260ZM262 110H263V109H262ZM262 110H261V111H262ZM180 111H179V112H180ZM183 111H184V110H183ZM186 111H188V110H186ZM259 112H260V111H259ZM259 112H258V113H259ZM186 113H187V112H186ZM254 113H255V112H254ZM256 113H257V112H256ZM261 113L264 114L263 111H262ZM261 113H260V114H261ZM187 114H188V113H187ZM189 115H190V114H189ZM191 115H192V113H191ZM257 117H259V114H258ZM260 120H261V119H260ZM209 125H210V124H209ZM209 125H207V130H208V132H209V135H211L212 138L214 139V141H216V149H217V150H216V155H215V156H216V159H217V157H218V159H219V157H221V155H220L221 153L218 152V151H219V150H218V149H219L218 145H219V143H220V142L217 143V141H219V140H217V136H218L217 134H218V133L216 132L217 130L215 129V126H214V125H213V126H214V129H213V126H211L212 124H211L210 126H209ZM260 126L263 127L264 125L262 124V125H260ZM239 133H240V137H239L237 140H235V141H236V144L234 143V146H235V147H238L239 145H241V146L243 147L244 150L247 149V151H248V150H249V151H252V152H249V151H248L247 153H252V154L254 153V154H256L257 157H259V158H257L255 155H253V156H254L253 159H254V158H255V159L257 158V160L259 159V163H260V164H259V165H260L259 168L255 171V179H256L255 182L257 181L256 183L259 185V187L262 188V189H264V130H263V129L242 130L241 132H238V133H237V136H238ZM237 136H236V137H237ZM220 151H221V149H220ZM218 153H219V154H218ZM217 155H220V156H217ZM257 160L254 161V164H252V165H255V163L257 162ZM217 161H218V160H217ZM217 161L215 160V161H214L215 163H214V164L212 163V165H213L212 168H211L212 165L209 166L208 170H209L210 168H211V169H210L209 171L207 170L208 173L206 172L207 174H205L204 182H203V183H204V187H206L207 185H208V186L210 185V183H209V184H207V185L205 186L207 180H208V181L211 180L209 177H210V175L212 174V172H214L213 170H215L214 168H216L215 165L218 163ZM219 162H220V159H219ZM256 164H257V163H256ZM252 168H253V167H252ZM251 170H252V169H251ZM254 170H255V169H254ZM250 173H251V172H250ZM221 174H223V172H221ZM221 174H219V175H221ZM225 174H226V173H225ZM212 175H213V174H212ZM212 175H211V176H212ZM219 175H218V177H219ZM229 175H230V174H229ZM229 175H228V176H229ZM251 175H252V174H251ZM216 177H217V176H216ZM220 177H221V176H220ZM230 177H231V176H229L228 178H230ZM208 178H209L210 180H209ZM231 178H232V177H231ZM252 178H253V177H252ZM219 179H220V178H219ZM216 180H218V179H216ZM245 181H246V180H245ZM211 182H212V181H211ZM214 182H215V181H214ZM250 182H251V181H250ZM243 183H244V182H243ZM243 183H242V184H243ZM256 183H255V184H256ZM212 184H214V183H211V185H212ZM257 184H256V185H257ZM211 185L209 186V188L211 187ZM214 185H215V184H214ZM243 185H244V184H243ZM251 185H252V184H251ZM253 185H254V183H253ZM202 186H203V185H202ZM204 187H202V188H204ZM212 187H214V188H212V189H214L213 191H215V189H217V190L220 192V190H221V189L219 190L218 188H216L217 186L215 187V186L212 185ZM246 187H247V186H246ZM249 187H250V186H249ZM256 187H257V186H256ZM202 188H201V191H200V192H203V191H202ZM227 188H228V187H227ZM205 189H206V188H205ZM212 189H211V191H212ZM246 189H247V188H246ZM260 190H261V189H260ZM205 191H206V190H205ZM205 191H204L203 193H201L199 196H201L202 194H204ZM211 191H210V192H211ZM228 191H229V190H228ZM247 191H250V189L247 190ZM219 192H217V193H219ZM255 192H256V191H255ZM214 193H215V192H213L212 194H214ZM228 193H229V192H228ZM246 193H247V192H246ZM248 193H249V192H248ZM250 193H251V191H250ZM250 193H249V194H250ZM208 195H209V194H208ZM214 196H215V195H214ZM222 196H223V195H222ZM222 196H221V193H220V196H218V197H222ZM203 197H204V195H203ZM216 197H217V196H216ZM227 197H228V196H227ZM201 198H202V196H201ZM205 198L208 199L207 196H205L204 199H205ZM198 199H200V198H198ZM204 199H203V200H204ZM213 199H214V198H213V195H212V197H210V200H212V204H211V202L209 201L210 203H208V204H207V203H204L205 205H204V206L202 205V207H203L202 210L204 211V213L202 214L203 220H205V221L207 222V224L210 226V228H209L208 230H205V231H198V232L193 233V232H192V230H194V229H193V226H195V228H196V225H197V224H196L195 222L198 221V220H197V214H199V213H200L199 211H201L200 208L198 207V204H197L196 210H195V212H194V215H193V217H192V219H191V222H190V224H189V226H188V229H187V232H186L187 236H189V235L191 234L190 236L192 237V242H191V247L189 248V246H188L189 251L187 252V255L185 256V257H186L185 260L183 259V260L185 261V263H186V262L189 263V262L191 261V260L189 261V259L192 258V255L195 254V252L197 251V252H196V257L193 259V260H194V263H193V264H205V263L208 262L207 260H208V258L210 257V256H209V257L207 258V257L205 256V255H206V254H205L206 251L211 250V251H215L216 254L221 253V252H222V245H223V244H226V243H224V242L222 241V239L220 240V241H222V242L218 241V239H217L218 236H217V238L215 237V236L218 234V231H215V230H216L217 228H219V227L222 228V227L224 226L225 222H226L230 217L228 218V215L226 216V214L223 213V211L225 210V209H222L223 207H217V206L215 207V206H213L216 202H217V203L219 202V201H218L219 198L216 199L217 201L215 200L216 202L214 201V204H213ZM208 200H209V199H208ZM224 200H225V199H224ZM201 201H202V200H201ZM201 201H199L200 204H201ZM220 201H221V200H220ZM203 202H205V201H203ZM203 202H202V203H203ZM206 202H207V201H206ZM224 202H225V201H224ZM226 202H227V201H226ZM217 203H216V204H217ZM219 203H220V204H219ZM219 203H218L217 205L221 206V205H222V204H221L222 202H219ZM223 204H224V203H223ZM225 205H226V204H225ZM225 205H223V206H225ZM200 207H201V206H200ZM225 207H226V206H225ZM225 207H224V208H225ZM227 208H228V207H227ZM234 211H235V210H234ZM198 212H199V213H198ZM225 212H226V211H225ZM234 213H235V212H234ZM200 214H201V213H200ZM200 214H199V215H200ZM200 216H201V215H200ZM230 216H231V214H230ZM195 220H196V221H195ZM199 220H200V219H199ZM246 221H248V220H246ZM203 222H204V221H203ZM203 222L201 221V223H203ZM194 223H195L196 225H194ZM207 224H206V225H207ZM245 224H246V223H245ZM200 225H201V224H200ZM208 225H207V226H208ZM197 226H198V225H197ZM250 226H251V224H250ZM198 227H199V226H198ZM241 227H243V230H242V232H243L246 228H245L244 226H242V225H241ZM247 227H249V226H247ZM215 228H216V229H215ZM239 228H240V227H239ZM239 228H238V230H239ZM244 228H245V229H244ZM214 229H215V230H214ZM227 229H229V228H227ZM251 229H252V228H251ZM240 230H241V229H240ZM247 230H248V229H247ZM235 231H237V230L235 229ZM220 232H221V230H220ZM225 232H226V231H225ZM240 232H241V231H240ZM246 232H247V231H246ZM249 232H250V231H249ZM230 233H231V232H229V234H230ZM232 233H234V232H232ZM236 233H237V232H236ZM238 233H239V231H238ZM238 233H237V234H238ZM186 234H185V235H186ZM223 234H224V233H222L221 235H223ZM226 234H227V232H226ZM226 234H225V235H226ZM229 234H228V238H230V237H229ZM231 235H232V234H231ZM231 235H230V236H231ZM234 235H235V233H234ZM263 236H264V235H263ZM185 237H186V236H185ZM219 237H220V235H219ZM224 237H225V236H224ZM231 237L233 238V236H231ZM234 237H235V236H234ZM183 238H184V237H183ZM188 238H189V237H188ZM220 238H221V237H220ZM240 239H241V238H240ZM184 240H186V239H184ZM254 240H255V239H254ZM260 240H261V239H260ZM226 241H227V240H226ZM231 241H232V240H231ZM228 242H229L228 244L230 245V241H228ZM250 242H251V241H250ZM181 243H182V241H181ZM221 243H223V244H221ZM231 243H232V242H231ZM247 243H248V242H247ZM233 244H234V243H232V245H233ZM236 245H237V244H236ZM250 245H251V244H250ZM250 245H249V246H250ZM253 245H254V244H253ZM181 246H182V244H181ZM179 247H180V246H179ZM234 247H235V246H234ZM254 247H257V246H254ZM261 247H262V246H261ZM228 248L231 249V252H232V249L234 250L233 246H232V248H231L230 246H228ZM178 249H181V248H178ZM237 249H238V248H237ZM237 249H236V247H235V250H237ZM240 249H241V248H240ZM251 249H252V248H251ZM260 249H261V248H260ZM227 250H228V249H227ZM227 250H225V251H227ZM235 250H234V251H235ZM238 250H239V249H238ZM261 250H262V249H261ZM179 251H180V250H179ZM243 251H244V250H243ZM257 251H258V250H257ZM223 252H224V251H223ZM228 252H229V250H228ZM250 252H251V251H250ZM258 252H259V251H258ZM232 253H233V252H232ZM238 253H239V252H238ZM238 253H236V251H235V254H236V255H238ZM253 253H254V252H253ZM263 253H264V252H263ZM207 254H208V253H207ZM233 254H234V253H233ZM260 254H261V253H260ZM183 255H184V254H183ZM209 255H210V254H209ZM222 255H223V254H222ZM177 256H179V255H177ZM177 256H176V257H177ZM219 256H220V255H219ZM253 256H254V255H253ZM257 256H258V255H257ZM181 257H183V256H181ZM220 257H222V256H220ZM258 257H259V256H258ZM258 257H257V258H258ZM178 258H179V257H178ZM215 258H216V257H215ZM234 258H235V257H234ZM174 259H175V257L173 258L171 264H177V262H179V261H177L176 259H175V260H174ZM225 259H226V258H225ZM230 259H231V258H229V260H228L229 263H227L228 261L226 262V260L223 259L225 262L223 261V263H222V261H221L220 264H235V263H236V264H244L245 262L250 261L251 258H250V255H249L247 252L244 251L243 254L238 255V259H237V257H236L238 263H237L236 261H235V263H230V262H231ZM209 260H210V259H209ZM220 260H221V259H220ZM238 260H239V261H238ZM254 260H255V259H254ZM174 261H175V262H174ZM215 261H216V260H215ZM218 262H220V261H218ZM80 264H96V263H95V262H89V261H83V260H81V261H80ZM179 264H180V263H179ZM212 264H213V263H212ZM217 264H219V263H217Z\"/></svg>",
    "mask_w": 264,
    "mask_h": 264
},
{
    "label": "flooded vegetation",
    "instance_id": "af4514ba",
    "mask_svg": "<svg viewBox=\"0 0 264 264\" xmlns=\"http://www.w3.org/2000/svg\"><path fill=\"white\" fill-rule=\"evenodd\" d=\"M220 4L223 5L224 12L221 14H228L229 21L235 25V27L247 34L254 37H261V45H264V0H220ZM214 5L218 3L214 1ZM237 20H244L246 28L241 29L235 22ZM254 39V38H252Z\"/></svg>",
    "mask_w": 264,
    "mask_h": 264
}]
</instances>
